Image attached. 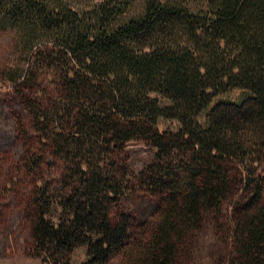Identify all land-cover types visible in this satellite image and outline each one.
Wrapping results in <instances>:
<instances>
[{
    "label": "trees",
    "instance_id": "1",
    "mask_svg": "<svg viewBox=\"0 0 264 264\" xmlns=\"http://www.w3.org/2000/svg\"><path fill=\"white\" fill-rule=\"evenodd\" d=\"M0 31L41 264H178L207 217L217 264H264V0H0ZM131 142L154 149L137 172ZM142 191L136 238L121 202Z\"/></svg>",
    "mask_w": 264,
    "mask_h": 264
},
{
    "label": "rangeland",
    "instance_id": "2",
    "mask_svg": "<svg viewBox=\"0 0 264 264\" xmlns=\"http://www.w3.org/2000/svg\"><path fill=\"white\" fill-rule=\"evenodd\" d=\"M67 1L83 8L100 0ZM12 39L10 32L0 31V264H41L40 258L31 251L29 220L25 215L33 181L23 166V138L16 120L17 114L25 115V110L3 75L10 60ZM242 95L241 89L233 88L219 98L238 101ZM177 126V120L172 118L161 117L158 121L160 130H175ZM127 149L128 162L136 172L152 159L154 153L153 148L140 142H131ZM121 204L135 220L134 236L139 238L148 232L157 211V199L149 192H132ZM189 248L190 255L178 264H217L222 246L211 218L207 217L199 238ZM77 257L83 258L82 248ZM110 264H125V256H116Z\"/></svg>",
    "mask_w": 264,
    "mask_h": 264
}]
</instances>
